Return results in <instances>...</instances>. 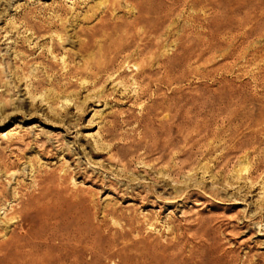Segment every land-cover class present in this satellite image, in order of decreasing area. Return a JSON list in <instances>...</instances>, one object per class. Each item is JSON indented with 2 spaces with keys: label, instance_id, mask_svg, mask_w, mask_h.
<instances>
[{
  "label": "rangeland",
  "instance_id": "rangeland-1",
  "mask_svg": "<svg viewBox=\"0 0 264 264\" xmlns=\"http://www.w3.org/2000/svg\"><path fill=\"white\" fill-rule=\"evenodd\" d=\"M121 1L0 0V242L32 238L0 264H264V0L236 15L245 37L186 53L167 21L96 79L126 27L161 15L134 25Z\"/></svg>",
  "mask_w": 264,
  "mask_h": 264
},
{
  "label": "bare ground",
  "instance_id": "bare-ground-1",
  "mask_svg": "<svg viewBox=\"0 0 264 264\" xmlns=\"http://www.w3.org/2000/svg\"><path fill=\"white\" fill-rule=\"evenodd\" d=\"M119 2V0H117ZM121 1V0H120ZM123 1V0H122ZM121 1V2H122ZM125 1V0H124ZM127 1V0H126ZM125 1V2H126ZM155 0H134L133 2V6L134 7H130L131 9L135 8L137 9V11L139 12V15L136 16L137 14L135 13V21H134V25H136L139 22H145V21H150L151 20V15L152 13H161V15L159 17H156V22L153 24H148L144 30L142 32H139L140 28L137 29L138 31L134 32V31H130V27L127 28L125 30H123L121 33L123 34L119 36H122L120 41H117L116 39H114V41H112V43L110 44L109 42V53L110 56L109 58L103 60V62L101 63H97L95 66V78L99 79V77H104L106 76L107 78H117L119 76V70L120 68L116 67V62L117 58L119 57H124V63L127 61L128 57L130 56V54H134L135 53H140L143 52L148 46H150L153 43V33L155 31H157L158 29H160L167 21L170 22H174L176 19V22L179 24V30H180V39H179V46L186 52L189 53L193 48H195L198 45L201 44H208V46H211L214 44L215 41H217V39L220 37V34L222 35V37L229 36V40L231 41H235L236 36L241 35L242 37L247 36L248 32H249V28H248V23H247V18L245 17H237L236 15L238 14L239 11H242V9L247 8L246 5L248 4V0H168L167 4L165 6H161V5H153ZM116 2V1H114ZM117 4V3H116ZM115 4V5H116ZM149 4V5H148ZM125 5H127L125 3ZM107 7V5H104ZM103 6V8H104ZM111 6V4H110ZM122 6V5H120ZM124 6V5H123ZM128 6V5H127ZM105 7V8H106ZM115 8V7H114ZM125 8V7H124ZM249 8V7H248ZM116 9V8H115ZM123 9V8H122ZM121 10V9H120ZM126 10V9H125ZM130 10V9H129ZM250 11V10H249ZM113 12V11H112ZM128 12V11H127ZM247 12V11H246ZM116 13V12H115ZM119 13V12H118ZM133 13V12H132ZM131 13V15H132ZM240 13V12H239ZM256 13V12H255ZM263 13V12H262ZM261 13V14H262ZM108 14H110L108 12ZM129 13H127L126 15H128ZM107 14H105L106 16ZM116 15V14H115ZM114 15V16H115ZM134 15V14H133ZM176 16V18H174V20L172 19L173 16ZM256 15V14H255ZM260 15V14H259ZM119 16V14H118ZM158 16V15H157ZM129 17V16H128ZM260 17V16H259ZM124 18V17H123ZM131 18V16H130ZM252 18V17H251ZM119 19V18H118ZM261 19V18H260ZM99 20V19H98ZM113 20V19H111ZM115 20V18H114ZM122 20V19H121ZM128 20V18H127ZM124 20V21H127ZM103 21V20H102ZM120 21V20H119ZM105 22V21H104ZM111 22V21H109ZM129 22V21H128ZM132 22V21H131ZM98 23V22H97ZM96 23V25H97ZM116 23V22H113ZM112 23V24H113ZM122 23H127V22H123ZM176 23V24H177ZM103 24V22H102ZM107 24V22H106ZM173 24V23H172ZM175 24V23H174ZM104 26V25H103ZM117 26V25H115ZM128 26V25H127ZM173 26V25H172ZM178 26V25H177ZM176 26V27H177ZM252 26V25H251ZM93 27V26H92ZM95 27V26H94ZM144 27V24H143ZM171 26H169L170 28ZM250 27V26H249ZM253 27V26H252ZM250 27V28H252ZM102 28V27H101ZM118 28V27H117ZM116 27H114V31L116 33H118V29ZM174 28V27H173ZM255 28V27H254ZM253 28V29H254ZM95 29V28H94ZM103 29V28H102ZM168 29V28H167ZM166 29V30H167ZM172 30V28H170ZM120 30V28H119ZM170 30V31H171ZM92 31V28H91ZM95 31V30H93ZM169 31V30H168ZM173 31V30H172ZM252 29H251V33H252ZM97 31H95L96 33ZM105 32V31H104ZM221 32V33H220ZM103 33V32H102ZM109 33V32H108ZM163 33V32H162ZM166 33V32H164ZM111 34V33H110ZM91 35H93V33H91ZM100 35V34H99ZM156 35V34H155ZM168 36V34H165ZM164 35V36H165ZM171 35V34H170ZM169 35V36H170ZM224 35V36H223ZM104 36H107L104 34ZM103 36V37H104ZM166 36V38H167ZM108 37V36H107ZM178 37V36H177ZM91 38H95L92 37ZM241 38V37H240ZM247 38V37H246ZM97 39V38H96ZM104 40H106L105 38H103ZM109 39V38H108ZM160 39V38H159ZM242 39V38H241ZM99 40V44L101 46V42L100 39ZM175 41L178 39H174ZM94 41V40H93ZM108 41V40H107ZM106 41V42H107ZM158 41V40H157ZM165 42V40H163ZM163 41L161 43H163ZM96 42V40H95ZM88 43V42H87ZM97 43V44H98ZM83 44V43H82ZM85 44V43H84ZM104 44V43H103ZM176 45V42L174 43ZM211 44V45H210ZM96 45V44H95ZM94 45V46H95ZM159 45V44H158ZM82 46V45H80ZM86 46V45H84ZM84 46L82 48H84ZM89 46V45H88ZM99 46V45H98ZM234 46V45H232ZM104 46H102L100 49H102ZM164 48V47H163ZM80 49V48H79ZM85 50V49H84ZM86 51V50H85ZM94 51V50H93ZM105 51V50H104ZM129 51V52H128ZM157 51V50H155ZM106 52V51H105ZM154 53V52H153ZM103 54V53H102ZM108 54V53H106ZM136 54V55H137ZM150 55H154V54H150ZM155 56V55H154ZM191 56V55H190ZM145 57V56H144ZM143 57V58H144ZM148 57V56H147ZM152 57V56H150ZM100 58V57H99ZM105 58V57H104ZM149 58V57H148ZM153 58V57H152ZM155 58V57H154ZM158 58V57H157ZM166 58V57H165ZM98 59V58H97ZM95 60L98 61V60ZM102 59V58H101ZM100 59V60H101ZM123 59V58H122ZM133 59V58H132ZM137 60V59H136ZM139 60L140 59L139 57ZM152 60V59H151ZM162 60V59H160ZM90 61V60H89ZM150 61V60H149ZM99 62V61H98ZM142 62V61H141ZM148 62V61H147ZM127 63V62H126ZM137 63V62H136ZM140 63V62H139ZM145 63V62H143ZM151 63V61H150ZM160 63V62H159ZM158 63V64H159ZM88 64V63H87ZM85 65L88 67V65ZM130 64V63H128ZM146 64V63H145ZM154 64V63H153ZM79 65V64H78ZM127 64H125L126 66ZM137 65V64H136ZM140 65V64H139ZM147 65V64H146ZM146 65H142L144 67H146ZM162 65V64H161ZM80 66V65H79ZM78 66V67H79ZM90 66H93L92 64H90ZM93 66V67H94ZM121 66V64H120ZM123 66V65H122ZM152 66V65H151ZM155 66V65H154ZM163 66V65H162ZM169 66V65H168ZM76 68V65L74 66ZM81 67V66H80ZM86 67V68H87ZM92 67V68H93ZM165 67V66H164ZM167 67V66H166ZM73 68V67H72ZM123 70V67H121ZM163 68V67H161ZM160 68V69H161ZM74 69V68H73ZM81 69V68H80ZM88 69L90 70V67H88ZM152 69V68H151ZM67 70V69H66ZM69 70V69H68ZM86 70V69H84ZM125 70V69H124ZM70 73H72V69L69 70ZM81 71V70H80ZM83 71V69H82ZM88 71V70H87ZM91 71V70H90ZM121 71V70H120ZM164 71V70H163ZM169 72V71H168ZM80 75L81 73L78 72ZM85 73V71H84ZM139 73V72H138ZM142 73V72H141ZM145 73V72H144ZM167 73V72H166ZM77 74V72H76ZM83 74V73H82ZM91 74V73H90ZM126 74V73H125ZM147 74V73H146ZM89 75V74H88ZM123 75V74H122ZM137 75V74H136ZM139 75V74H138ZM167 75V74H165ZM71 76V75H70ZM77 76V75H76ZM121 77V76H120ZM120 77H118L119 79H121ZM136 77V76H135ZM143 77V76H142ZM150 76H148L149 78ZM162 77V75H161ZM164 77V76H163ZM169 77V76H168ZM91 78V76H90ZM94 78V77H93ZM106 78V81H107ZM167 78V76H166ZM95 79V80H96ZM143 79H145V77H143ZM155 79V78H154ZM94 80V79H93ZM102 80V79H100ZM99 80V81H100ZM105 80V78H104ZM109 80V79H108ZM156 80V79H155ZM98 81V82H99ZM141 81V80H140ZM93 82V81H92ZM108 82V81H107ZM111 82V81H110ZM114 82V81H113ZM143 83V80L141 81ZM139 83V82H138ZM165 83L167 84H172V80L171 78H167ZM97 84V83H95ZM106 84V83H105ZM140 84V83H139ZM150 84V83H149ZM102 85V84H101ZM148 85V84H146ZM160 85V84H158ZM97 86V85H96ZM104 86V85H103ZM142 85L140 84L139 87H141ZM163 86V85H162ZM169 86V85H168ZM94 87V86H93ZM147 87V86H145ZM143 87V88H145ZM95 88V87H94ZM96 89V88H95ZM148 89V88H147ZM142 90V89H141ZM145 91V90H143ZM148 91V90H147ZM146 91V92H147ZM145 93V92H144ZM145 95V94H144ZM156 95V94H155ZM169 98V97H168ZM169 102V101H168ZM192 103V102H191ZM177 104V103H176ZM193 104H191L192 106ZM164 106V105H161ZM194 106V105H193ZM185 107V106H184ZM166 108V107H164ZM157 109V108H156ZM168 112H174L175 116H179L182 114V112L184 111V108H182L181 106H179L178 104L176 106H172L171 104L168 106L167 108ZM193 107H189L188 110H186L187 112H191L192 113ZM167 113V112H166ZM165 113V114H166ZM190 113V114H191ZM170 114V113H169ZM201 114V112L199 113ZM183 116V115H181ZM173 117V116H172ZM186 117V116H185ZM197 117V116H196ZM183 118V117H182ZM181 118V119H182ZM191 118V117H190ZM189 118V119H190ZM202 118V116H201ZM165 119V118H164ZM171 119V117H170ZM174 119V117H173ZM166 120V119H165ZM176 120V119H175ZM178 120V119H177ZM168 121V120H167ZM175 122V121H174ZM189 122V120H188ZM195 126L200 127V126H204L207 124L206 120H202L200 118H198L195 121ZM211 123V122H210ZM213 123V122H212ZM172 124V123H171ZM169 125V124H168ZM208 125V124H207ZM215 129V128H214ZM197 130V129H196ZM199 132V131H198ZM195 133V132H194ZM208 134V133H207ZM196 135V134H195ZM192 137V136H191ZM208 140V139H207ZM212 141V140H211ZM210 145V144H209ZM187 146V145H186ZM205 148V147H204ZM181 157V155H180ZM248 157V156H247ZM246 171V170H245ZM67 172V171H65ZM65 173H63L60 175L61 178H63V180L65 181L66 177L64 175ZM67 174V173H66ZM60 178V179H61ZM60 181V180H59ZM67 181V179H66ZM68 183V182H67ZM61 186H63V188L65 190H67V192L69 191L67 189V186L65 184V182H61ZM62 189V188H61ZM63 190V189H62ZM79 193V192H78ZM78 193H76L78 195ZM44 193H42L43 195ZM67 194V193H66ZM72 194V193H71ZM80 194V193H79ZM45 195V194H44ZM76 195V196H77ZM73 196V194L71 195ZM60 198V197H59ZM42 199V198H40ZM59 200V199H58ZM61 200V199H60ZM64 201V200H63ZM76 202V201H75ZM57 204V203H56ZM61 204V203H60ZM48 210V209H47ZM43 221L46 222L48 221L50 218L48 217V214L44 215L42 217ZM56 219V218H54ZM53 219V220H54ZM59 222V221H58ZM55 222V223H58ZM82 230V229H81ZM68 231V230H67ZM84 231V230H83ZM69 232V231H68ZM81 232V231H80ZM67 233V232H66ZM7 234V233H6ZM35 235V234H34ZM58 233H51L47 239L49 240H53L57 238ZM74 235V234H73ZM77 235V234H76ZM81 236V235H79ZM85 238V236H84ZM83 238V239H84ZM70 239L69 237L67 238H63L64 240ZM25 240L24 242L32 241V238H30V236H28L27 238H23L21 236H17V237H12L11 239H9L8 241L5 242H0V257L3 255H7L9 249H11V247H13V249H15V251L21 255H24L23 252L19 249L18 246H20L19 244L22 243V241ZM27 240V241H26ZM35 242V241H33ZM56 242V241H55ZM78 242V241H77ZM85 242V241H84ZM29 243V242H28ZM38 243V242H35ZM82 244V243H81ZM64 251H66V253L64 255H69L70 252L69 248H72L71 245L67 242H65L64 244L60 245ZM27 255V254H26ZM62 262V261H60ZM49 264V263H48Z\"/></svg>",
  "mask_w": 264,
  "mask_h": 264
}]
</instances>
